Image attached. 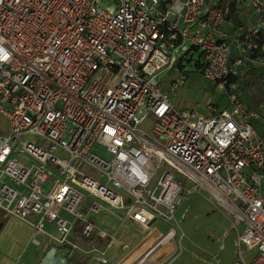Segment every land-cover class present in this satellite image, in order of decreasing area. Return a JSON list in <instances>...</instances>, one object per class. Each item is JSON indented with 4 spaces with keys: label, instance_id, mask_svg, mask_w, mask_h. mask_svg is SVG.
Returning a JSON list of instances; mask_svg holds the SVG:
<instances>
[{
    "label": "built area",
    "instance_id": "built-area-1",
    "mask_svg": "<svg viewBox=\"0 0 264 264\" xmlns=\"http://www.w3.org/2000/svg\"><path fill=\"white\" fill-rule=\"evenodd\" d=\"M231 14L207 0H0V114L9 126L0 210L68 244L78 225L85 238L109 236L83 211L88 198L90 210L169 226L190 194L209 189L233 200L234 227L244 225L234 264H264V128L235 80L254 61L259 27L228 37L220 28ZM197 66L228 108L211 104L204 115L172 102L158 76L179 73L177 90ZM243 247L255 250L252 261Z\"/></svg>",
    "mask_w": 264,
    "mask_h": 264
},
{
    "label": "crops",
    "instance_id": "crops-1",
    "mask_svg": "<svg viewBox=\"0 0 264 264\" xmlns=\"http://www.w3.org/2000/svg\"><path fill=\"white\" fill-rule=\"evenodd\" d=\"M218 1L207 0V4H217ZM261 14L264 15V0L260 4V10L255 8L253 0H238L236 10L220 29L230 37L235 35L231 33L234 30L243 32L239 25L261 28ZM239 53L240 47L234 46L232 58L237 57ZM254 64L259 62H245L238 68V73L242 67ZM261 72L264 74V70ZM229 106L227 101L223 108ZM261 119L262 117L256 121L255 126L263 132V129L257 126ZM8 129V121L0 114V134L7 133ZM92 201V198H88L82 209L100 228L106 230L109 236L101 238L94 235L92 238H85L81 235L78 225L68 244H60L47 234H37L30 223L14 216H6L0 210V264H172L181 253L172 256L175 250L174 240L172 237L164 239L169 230L166 222L154 221L144 226L108 210H90ZM181 209L182 207L178 213ZM160 225L166 228L160 229ZM46 227H53L55 233H49L56 234L51 222H47ZM102 258H106L107 262H103Z\"/></svg>",
    "mask_w": 264,
    "mask_h": 264
},
{
    "label": "rangeland",
    "instance_id": "rangeland-1",
    "mask_svg": "<svg viewBox=\"0 0 264 264\" xmlns=\"http://www.w3.org/2000/svg\"><path fill=\"white\" fill-rule=\"evenodd\" d=\"M243 26L239 25V28L244 30L248 27ZM234 31L231 33L235 35L232 34L231 38L242 33ZM261 70H264V63L246 65L235 78L240 98L246 106L261 114L262 119L257 123L259 129L264 126V74ZM178 75L179 73L171 71L158 76L164 91L177 108H195L200 114L207 115L211 104L218 108L227 105L228 96L204 78L196 68L191 69L184 84L174 90L171 83ZM90 172L97 175L95 170ZM50 184L47 182L44 188L48 189ZM217 197L214 192L203 188L190 194L182 203L180 213L174 224L169 223L171 228L164 238L172 237L174 240L175 250L172 256L181 252L172 264H234L239 258L237 238L238 233L243 232L244 225H240L238 229L234 227V208ZM229 201L233 203V200ZM160 226V229L166 228ZM46 231L55 233L53 227H46ZM242 249L248 260L252 261L256 255L255 250L248 251L245 247Z\"/></svg>",
    "mask_w": 264,
    "mask_h": 264
},
{
    "label": "trees",
    "instance_id": "trees-1",
    "mask_svg": "<svg viewBox=\"0 0 264 264\" xmlns=\"http://www.w3.org/2000/svg\"><path fill=\"white\" fill-rule=\"evenodd\" d=\"M238 0H219L217 5L218 6H226L230 5L232 12L236 10V5H237ZM261 20H262V27L258 28L257 33L252 37V44L255 45L250 49L249 56L251 57L252 60L256 62H262L264 61V15L261 14ZM196 56V50L195 48L188 54V60H191L195 58ZM197 57V56H196ZM198 58V57H197ZM246 63H251L252 61L247 60L245 61ZM244 62V64H245ZM198 71H201L198 66L196 68ZM242 100V99H241ZM244 103V101L242 100ZM244 105H246L244 103ZM248 107V106H247Z\"/></svg>",
    "mask_w": 264,
    "mask_h": 264
},
{
    "label": "bare ground",
    "instance_id": "bare-ground-1",
    "mask_svg": "<svg viewBox=\"0 0 264 264\" xmlns=\"http://www.w3.org/2000/svg\"><path fill=\"white\" fill-rule=\"evenodd\" d=\"M217 198H218V197H217ZM219 198H220V200L222 199V201H224L225 204H227V205L233 207V204H232L228 199L223 198V197H221V196H219ZM172 232H174V231H172Z\"/></svg>",
    "mask_w": 264,
    "mask_h": 264
},
{
    "label": "water",
    "instance_id": "water-1",
    "mask_svg": "<svg viewBox=\"0 0 264 264\" xmlns=\"http://www.w3.org/2000/svg\"><path fill=\"white\" fill-rule=\"evenodd\" d=\"M154 222V221H153Z\"/></svg>",
    "mask_w": 264,
    "mask_h": 264
}]
</instances>
